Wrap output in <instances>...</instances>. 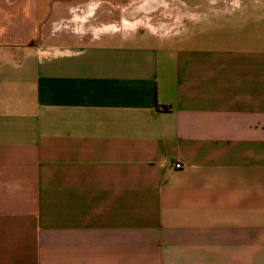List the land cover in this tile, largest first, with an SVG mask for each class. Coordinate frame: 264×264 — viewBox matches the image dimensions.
Returning a JSON list of instances; mask_svg holds the SVG:
<instances>
[{"label": "crops", "instance_id": "crops-1", "mask_svg": "<svg viewBox=\"0 0 264 264\" xmlns=\"http://www.w3.org/2000/svg\"><path fill=\"white\" fill-rule=\"evenodd\" d=\"M118 1L0 0V264H264V0Z\"/></svg>", "mask_w": 264, "mask_h": 264}, {"label": "rangeland", "instance_id": "rangeland-1", "mask_svg": "<svg viewBox=\"0 0 264 264\" xmlns=\"http://www.w3.org/2000/svg\"><path fill=\"white\" fill-rule=\"evenodd\" d=\"M88 27L93 40H124L129 36L172 35L176 4L172 0H119ZM102 18V19H101Z\"/></svg>", "mask_w": 264, "mask_h": 264}, {"label": "built area", "instance_id": "built-area-1", "mask_svg": "<svg viewBox=\"0 0 264 264\" xmlns=\"http://www.w3.org/2000/svg\"><path fill=\"white\" fill-rule=\"evenodd\" d=\"M175 166H176V167H180V166H181V164H175Z\"/></svg>", "mask_w": 264, "mask_h": 264}]
</instances>
